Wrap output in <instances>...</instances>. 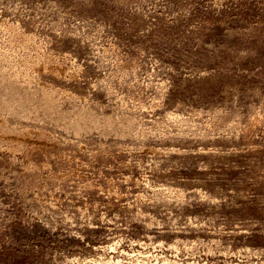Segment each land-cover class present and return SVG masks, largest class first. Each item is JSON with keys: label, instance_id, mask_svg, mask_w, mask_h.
I'll return each instance as SVG.
<instances>
[{"label": "rangeland", "instance_id": "obj_1", "mask_svg": "<svg viewBox=\"0 0 264 264\" xmlns=\"http://www.w3.org/2000/svg\"><path fill=\"white\" fill-rule=\"evenodd\" d=\"M0 264H264V0H0Z\"/></svg>", "mask_w": 264, "mask_h": 264}]
</instances>
